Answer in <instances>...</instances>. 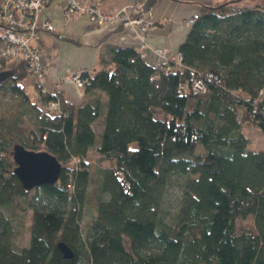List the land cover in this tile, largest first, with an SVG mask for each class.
Here are the masks:
<instances>
[{"label":"trees","instance_id":"obj_1","mask_svg":"<svg viewBox=\"0 0 264 264\" xmlns=\"http://www.w3.org/2000/svg\"><path fill=\"white\" fill-rule=\"evenodd\" d=\"M244 1L204 7L178 47L179 65L114 49L81 75L83 91H98L104 103L40 93L26 62L0 61V264H264V151H250L241 129L264 136V4ZM15 145L53 155L58 181L24 190L13 173ZM90 154L108 165L92 191ZM173 183L181 197L166 219ZM248 216L254 229L238 231Z\"/></svg>","mask_w":264,"mask_h":264},{"label":"crops","instance_id":"obj_2","mask_svg":"<svg viewBox=\"0 0 264 264\" xmlns=\"http://www.w3.org/2000/svg\"><path fill=\"white\" fill-rule=\"evenodd\" d=\"M52 1L39 13L37 20L38 24L48 21L53 27L52 32L41 30L37 36L46 67L45 89L51 94L61 93L67 101L78 105L93 100L97 95L103 103L106 98L98 91L85 93L82 88L69 81H60L59 78L64 73L81 70L92 74L98 71L103 62L109 60L112 51L119 47L136 48L144 54L143 57L150 64L159 60L153 53L155 49L164 51L163 60L175 56L202 9L218 6L227 0H156L151 6L152 25L143 36L137 28L122 27L118 21L96 26L85 15L62 21L59 15L54 16L53 10L46 9ZM134 1L101 0L100 9L104 13H110ZM66 3L65 0L62 15ZM29 80L26 79L25 82ZM35 99L34 97L33 100ZM95 129L99 134L101 122L95 124ZM88 158L90 159V156ZM107 166L106 162L99 165L101 168Z\"/></svg>","mask_w":264,"mask_h":264},{"label":"built area","instance_id":"obj_3","mask_svg":"<svg viewBox=\"0 0 264 264\" xmlns=\"http://www.w3.org/2000/svg\"><path fill=\"white\" fill-rule=\"evenodd\" d=\"M51 0H0V61L8 60L14 62L24 61L28 66V71L34 80V85L45 93V72L46 67L42 59L40 44L37 42L39 31L52 32L53 27L48 21L38 24V14L45 8ZM67 5L64 10L66 20H72L80 16H87L89 21L96 26L105 22L118 21L122 27H135L144 35L151 27V6L149 0H135L133 3L125 5L119 9H114L110 13H104L100 9L101 0H66ZM158 62H165L168 58L179 65L181 56L165 58L162 49L153 50ZM140 56L144 54L139 52ZM169 70V67H165ZM86 71H68L61 80L69 81L76 87L82 88L84 80L82 73ZM195 91H204V86L200 81L193 84ZM57 101L48 103V108L57 110Z\"/></svg>","mask_w":264,"mask_h":264},{"label":"rangeland","instance_id":"obj_4","mask_svg":"<svg viewBox=\"0 0 264 264\" xmlns=\"http://www.w3.org/2000/svg\"><path fill=\"white\" fill-rule=\"evenodd\" d=\"M257 1H258V3L264 4V0H257ZM255 2H256V0H245L243 3L248 4V3H255ZM64 4H65V0H53L46 7V9L49 8L50 10H53L54 11L53 12L54 16L59 15L60 17H62V21H66V19L64 17V12H63V15H62V9H63ZM66 5H67V3H66ZM59 10H61V11L58 12ZM42 13H41V15H43ZM38 16H39V14H38ZM66 73H64V75ZM45 75H46V72H45ZM63 76H61V77H63ZM29 79H30V76L27 77V80H29ZM35 88H36V86H35ZM25 90H26V93L29 96H31L32 99L37 96V95L34 94L35 93L34 87L30 83L26 85ZM241 129H242L243 133L248 137V139L250 141V145H249V148H248L250 151H258V150H263L264 151V136L258 130L254 129V128L248 126V125H243L241 127ZM133 147H135L134 144H133ZM96 159H97L96 155L90 154L89 162L93 165L90 168V172H91V175H92V178H93V182L89 185V189L91 191L96 188V184L99 181V179L97 177L98 173H99L98 172L99 165H97ZM181 181H182V178L179 179V182H181ZM98 194H99V192H94V195L92 197L93 199L91 200V202H94V200L96 199ZM101 197L105 199L106 195L105 196L102 195ZM180 197H181V187L178 184L173 183L168 188V190L166 191L165 197H164L165 198L164 199V203H163L164 211L168 212V213L165 214V218L166 219H169V217L175 211L176 203L180 200ZM90 218H91V212L86 208L85 212L82 215V218L80 220L81 227L83 228V230H85L84 229L85 223H87V221ZM20 219L24 223V227L21 229V233L17 237V240L22 245H26L27 242H28V230H27V227L29 225V211H27L25 213H20ZM253 227H254V223H253L252 216H248V217H246L243 220H238L237 221V229H238V231H241V230H243L245 228L253 230L254 229Z\"/></svg>","mask_w":264,"mask_h":264},{"label":"water","instance_id":"obj_5","mask_svg":"<svg viewBox=\"0 0 264 264\" xmlns=\"http://www.w3.org/2000/svg\"><path fill=\"white\" fill-rule=\"evenodd\" d=\"M1 75V74H0ZM15 164L13 169L24 190L29 191L45 184H54L58 181L61 165L56 158L46 150H27L21 145H15L12 150ZM62 259L71 260L72 250L63 242L56 244Z\"/></svg>","mask_w":264,"mask_h":264}]
</instances>
